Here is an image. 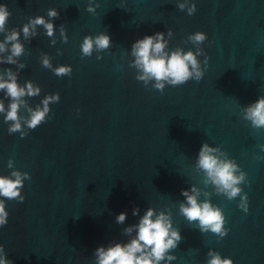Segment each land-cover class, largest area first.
I'll list each match as a JSON object with an SVG mask.
<instances>
[{"label": "water", "instance_id": "95a60500", "mask_svg": "<svg viewBox=\"0 0 264 264\" xmlns=\"http://www.w3.org/2000/svg\"><path fill=\"white\" fill-rule=\"evenodd\" d=\"M92 2L98 5L95 12L87 10L89 0H0L11 13L7 28L21 31L25 47L17 64L0 63V69L16 71L25 63L19 82L32 80L41 87L40 95L26 97L33 107L46 95L60 93L48 119L26 137L10 134L0 114V175L13 170L9 159L31 174L22 189L25 200L6 201L9 216L0 226V244L8 259L13 264H95L96 248L127 242L131 237L123 229L154 207L170 209L182 235L170 264H207L212 249L234 264H264V159L259 158L264 129H254L241 111L264 96V0H192L197 5L192 15L179 9L180 0ZM50 8L58 9L59 17H48ZM39 15L54 19L55 35L37 26L25 39L24 24ZM197 31L208 37L198 57L205 70L201 80L166 85L160 92L136 79L137 70L130 67L136 40L165 32L169 50H195L187 37ZM101 32L110 35V48L82 56L84 37ZM5 36L0 33V43ZM10 48L0 56L9 55ZM45 54L53 67L71 65V75L45 68ZM0 98L7 106L4 91ZM204 142L221 147L247 173L248 182L241 185L248 193L247 212L239 207V196L228 200L213 186L206 188L225 214L229 232L222 238L202 232L198 221H187L179 211L186 199L183 189L206 187L196 170ZM137 206L140 216L133 215ZM125 211V223L118 224L116 217Z\"/></svg>", "mask_w": 264, "mask_h": 264}, {"label": "clouds", "instance_id": "9594fccd", "mask_svg": "<svg viewBox=\"0 0 264 264\" xmlns=\"http://www.w3.org/2000/svg\"><path fill=\"white\" fill-rule=\"evenodd\" d=\"M97 4L89 0L87 10L95 12ZM178 7L180 10L187 9L189 15L197 11V5L192 0H180ZM11 15L6 3L0 4V33H6L3 43H0V53L9 51L10 54L0 56V63L14 65L18 63L17 58L24 54L25 47L20 36L21 31L7 28V21ZM48 17L57 18L60 12L56 8H50ZM37 26H43L48 36H54L56 32L54 19H48L44 15L30 18L24 24L22 32L25 39L35 34ZM61 37L67 42L68 36L64 26H60ZM173 30L168 29L167 36L171 38ZM207 33L197 31L187 37L196 46L195 50L187 51L182 47L169 50V39L165 32H156L153 35H145L136 40L131 47L130 67L137 70L136 79L143 81L145 86L150 83L153 88L163 92L166 85L179 86L185 84L190 79L199 81L205 75V70L201 66L198 58L204 54L201 47L207 40ZM55 43V40L52 42ZM111 46V37L106 32H101L96 36L87 35L81 44L82 56L90 57L93 51L103 52ZM98 56L97 59H101ZM208 56L205 55L204 65L207 66ZM42 65L52 69L55 75H71L72 66L61 64L53 67L52 60L45 54L42 58ZM25 63H19L16 71L11 67L6 70L0 69V91H4L5 97L9 98V103L0 98V114L4 115V122L9 124L8 132L20 133L21 138L26 137L29 131L36 129L48 119L51 105L59 102L60 93L46 95L40 104L31 106L26 97L40 95L41 87L32 80L25 84L19 82V71L25 68ZM21 109L25 114H21ZM79 111V109H78ZM242 118L250 121L254 129H264V96H260L256 101L243 107ZM264 150V145H260ZM264 159V156L259 157ZM14 159H9L8 168L13 169L9 175H0V226L8 223L9 212L6 208L7 200H17L23 202L25 196L22 194L24 182L31 179L29 172H22L14 167ZM196 170L203 174L204 189L192 184L190 188L182 190V195L186 198L179 205L180 214L187 221H198V227L202 232L211 231L220 238L226 236L229 229L225 227L227 223L224 211L214 204L208 197L211 193L206 190L207 186H213L216 194H223L228 200L240 197L239 207L245 212L249 209L248 193L241 187L247 181V173L235 159L230 158L228 153L219 146H213L204 142L198 155ZM203 195L206 197L201 200ZM134 216H140V208L133 209ZM127 219V212H121L116 217L118 224H124ZM135 233V235H133ZM123 234L130 236L127 242L112 241L107 246L101 245L95 249V264H170L177 257L171 250L178 247L182 240L180 229L174 226L171 210H160L154 207L146 209L140 216L139 222L128 225L123 229ZM0 264H13L8 259L5 247L0 244ZM207 264H234L231 257H224L218 251L212 249L208 252Z\"/></svg>", "mask_w": 264, "mask_h": 264}]
</instances>
